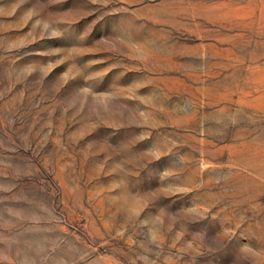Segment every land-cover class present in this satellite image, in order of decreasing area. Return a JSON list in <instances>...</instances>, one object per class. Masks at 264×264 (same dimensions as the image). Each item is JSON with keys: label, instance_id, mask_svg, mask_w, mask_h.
Segmentation results:
<instances>
[{"label": "rangeland", "instance_id": "374dc122", "mask_svg": "<svg viewBox=\"0 0 264 264\" xmlns=\"http://www.w3.org/2000/svg\"><path fill=\"white\" fill-rule=\"evenodd\" d=\"M0 264H264V0H0Z\"/></svg>", "mask_w": 264, "mask_h": 264}]
</instances>
